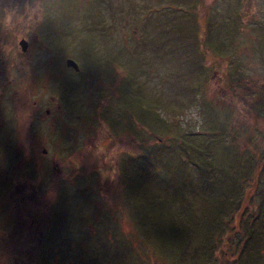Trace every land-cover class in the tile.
Masks as SVG:
<instances>
[{"label": "rangeland", "instance_id": "obj_1", "mask_svg": "<svg viewBox=\"0 0 264 264\" xmlns=\"http://www.w3.org/2000/svg\"><path fill=\"white\" fill-rule=\"evenodd\" d=\"M30 4L31 29L51 53L41 47L31 59L41 75L30 101L43 103V118L28 131L47 150L44 167L30 166L38 174L19 180L29 184V220L4 237L8 254L33 255L31 264L33 246L45 248L46 264H125V252L148 257L139 264H264V100L253 101L264 96V0ZM62 52L78 70L52 60ZM235 78L249 89L231 86ZM66 84L73 101L57 95ZM234 118L247 127L227 123ZM259 161L238 222L237 178ZM16 207L0 201V227L11 228ZM146 215L162 225L150 238Z\"/></svg>", "mask_w": 264, "mask_h": 264}, {"label": "flooded vegetation", "instance_id": "obj_2", "mask_svg": "<svg viewBox=\"0 0 264 264\" xmlns=\"http://www.w3.org/2000/svg\"><path fill=\"white\" fill-rule=\"evenodd\" d=\"M30 6V0H0V201L18 204V207L12 211L14 219L11 228L0 227V264L32 263L33 255L22 257L21 260L15 255L11 257L6 251L8 247L6 241L4 242V237L15 234L19 230V221H21V225H24L29 220L28 207L25 206L29 199V184L25 181L21 183L19 180L22 177H35L38 174L33 171L35 168L41 169V165L45 166V163H42V155L44 156L47 150L46 147L38 149L31 146L30 144L36 146L40 143H31L28 131L31 121L35 120L34 116L39 119L43 118L40 114V106L43 103L38 106L36 98L30 101L34 89L37 90V80L35 79L41 75L40 72L33 70L39 68L40 63L37 61L31 63V59H40L38 55L41 47L49 48V45L42 41L41 33L31 29L33 28L31 25L39 23V19L37 22L29 19ZM52 7L55 6H49L48 10L52 11ZM46 17L47 25L53 27L54 22L51 16L47 15ZM45 20L43 21L45 22ZM45 32L49 37H59L54 31ZM49 51L50 49H48V55L51 53ZM65 53L67 52L59 53L61 55L52 60L65 58L66 64V60L71 57ZM65 68L73 67L66 65ZM60 87L63 89L59 88L57 95H60L64 100L73 101L74 98L67 94L68 84ZM71 87L70 85L69 90ZM51 99L54 100L53 97ZM55 101L57 107L60 108L58 98ZM50 112V107L46 106L43 115H48ZM39 123L36 121V124ZM13 161V166L8 167ZM30 166L35 168L30 170ZM24 206L27 210L26 213L23 212ZM38 233L40 234L41 230ZM39 239L40 237L37 238V240ZM33 241L31 242L33 243ZM22 245H24V241ZM29 245L30 243H28V247ZM32 248L35 250V256L39 258L36 259L37 264H46L45 248L40 249L36 246ZM14 251L19 252L20 250L17 248Z\"/></svg>", "mask_w": 264, "mask_h": 264}, {"label": "trees", "instance_id": "obj_3", "mask_svg": "<svg viewBox=\"0 0 264 264\" xmlns=\"http://www.w3.org/2000/svg\"><path fill=\"white\" fill-rule=\"evenodd\" d=\"M200 50L203 51L202 49H200ZM236 81H238L239 83L242 84V90L246 91V90L249 89V82L248 83L247 82L245 83L240 78L231 79V81H230L231 86H235ZM126 91L128 92V95L131 97V90H128L127 89ZM240 97L244 101H246V102H250V101L252 102V99H253V97L251 98L250 92H246V93H244V96L243 95H240ZM131 98L133 99V97H131ZM259 100H264V96L262 94H260L259 96H257L256 100H253V101H259ZM259 103L261 104L262 102H259ZM256 113L259 114V111H256ZM141 122H144V121L141 120ZM227 123L228 124H231L232 123V126H234L236 128H238L239 126H245V127H247V124H246L247 122L239 123V121L237 119H235V118L234 119H231V120H227ZM229 129H224V131L227 132ZM233 132L239 135V133L236 131L235 128H233ZM238 139H239V137H238ZM245 140H246V137H244V142H245ZM227 147L230 149V148L235 147V145H234V143H229L227 145ZM240 150L241 149L238 147L236 151L239 152ZM201 165H202V162H201ZM261 165H262V163L259 161L257 163V165H254L252 171L250 169H248L247 171L244 170L240 174V177L237 178V180L239 182H237V184L235 186L234 194L236 193V196L239 194V199L236 201L237 202V205H236L237 208L235 207V209H236V215L233 216V217L235 219H237L238 222L240 221L239 220L240 211H238V209L240 208V204L242 206H244L245 203L247 202L249 196L251 195L252 191H254V189L258 187V185H257L258 184V179H259V176L261 177V173H260V171L262 169V166ZM233 181H234V184H235V180H233ZM214 193H217V195H215V196H217V197L219 196V187H216ZM138 195L140 196V198L139 197H137V198L142 200L143 199V196H144V193L142 191H138ZM153 204L142 203V206L147 211H150V209L152 207H153V209H156V205L155 204L153 205ZM159 210H160V208H159ZM157 211H158V209H157ZM156 215H159V214H156ZM158 221H159V224H158V226H156L154 224L153 220L148 217V215H146V217L144 218V222L142 223V226L145 228L144 229V234L148 238H150L151 232L156 233L157 230L162 229L160 227V225H161L160 222L161 221L159 219H158ZM145 222L148 223V224H150L151 226L147 227L146 224H145ZM142 226L140 228H142ZM62 227H64V226H62ZM213 236H214V234H210V236L208 237V240L210 241V243L213 242V238H214ZM187 237L188 236H185L184 239L187 238ZM191 239L196 241V240L200 239V237H195L194 238V235H193V236H191ZM184 242H185V244H187L188 243V239H186ZM181 243H183V242H181ZM212 244H214V243H212ZM123 254L126 255V258H129L127 260L128 262H126L125 264H129L131 262H132V264H139L136 261V258L139 259L140 263H146V262H148V260H147L148 257H146V255L145 256H142V255H139L138 254L137 256H135V255L131 254V252L130 253L129 252H125ZM123 261H126V260H122V264H124ZM55 263L61 264V261L60 260H57Z\"/></svg>", "mask_w": 264, "mask_h": 264}, {"label": "water", "instance_id": "obj_4", "mask_svg": "<svg viewBox=\"0 0 264 264\" xmlns=\"http://www.w3.org/2000/svg\"><path fill=\"white\" fill-rule=\"evenodd\" d=\"M67 64L73 66L75 69L79 68L77 63L71 58L67 59Z\"/></svg>", "mask_w": 264, "mask_h": 264}]
</instances>
